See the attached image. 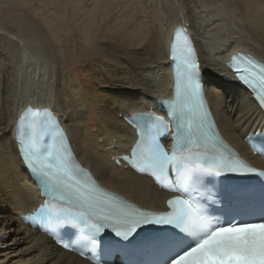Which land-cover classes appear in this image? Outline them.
<instances>
[{
    "label": "bare ground",
    "instance_id": "6f19581e",
    "mask_svg": "<svg viewBox=\"0 0 264 264\" xmlns=\"http://www.w3.org/2000/svg\"><path fill=\"white\" fill-rule=\"evenodd\" d=\"M20 12L10 18L17 32L0 26V264H92L20 218L42 201L16 151L14 119L26 105L54 112L101 185L139 207L165 210L170 193L111 158L135 140L123 117L155 111L153 99L171 96L167 51L177 25L192 35L221 135L264 168L243 141L263 127L264 113L227 65L238 50L264 62V0H63Z\"/></svg>",
    "mask_w": 264,
    "mask_h": 264
},
{
    "label": "snow or ice",
    "instance_id": "6c2138e0",
    "mask_svg": "<svg viewBox=\"0 0 264 264\" xmlns=\"http://www.w3.org/2000/svg\"><path fill=\"white\" fill-rule=\"evenodd\" d=\"M194 52L187 35L182 40L177 30L170 56L175 65L177 95L182 89H190L188 100L192 103L184 108H178L176 101L170 104L172 125L163 117H150L151 122L139 130L129 155L122 157L138 174L149 175L162 188L180 193L167 201L170 210L142 212L102 192L92 176L75 162L71 145L53 114L47 109H28L16 126L17 154L42 193L60 202L54 210L42 205L31 218L33 222L45 215L57 221L94 219L88 225V239L93 245L105 229L127 241L152 225L172 237L164 249L163 264H264V215L251 220L236 215L221 219L210 211L209 206L222 203V199L212 198L207 178L219 177L222 168L235 173L244 166L239 162L223 165L207 150L209 146L216 148V140L207 121L208 113L203 111L200 68ZM239 59L233 57L231 65L236 78L264 108V66H257L251 59L237 66ZM169 135L172 147L166 149L164 142ZM197 138L204 141V151H192L193 145L202 147ZM246 171L254 173L256 169Z\"/></svg>",
    "mask_w": 264,
    "mask_h": 264
},
{
    "label": "rangeland",
    "instance_id": "374dc122",
    "mask_svg": "<svg viewBox=\"0 0 264 264\" xmlns=\"http://www.w3.org/2000/svg\"><path fill=\"white\" fill-rule=\"evenodd\" d=\"M62 1L63 0H41V1L40 0H0V26L6 31L17 32V29L15 25L10 21V18L12 17L13 14H21L20 8L21 9L25 8V6L27 5L29 6L30 4H35V5L39 4L41 6L53 4L58 6L59 3H61ZM3 39L6 40L7 37L4 36ZM7 242H8L7 244H11L8 245L9 249L7 251L10 252L8 255V258H10L9 262H12L14 261L13 258L15 254H17V252L15 250L16 248L14 247V245H12L13 241L11 240V238H9ZM2 247H4V245L0 246V248ZM13 250H15V252H13Z\"/></svg>",
    "mask_w": 264,
    "mask_h": 264
}]
</instances>
